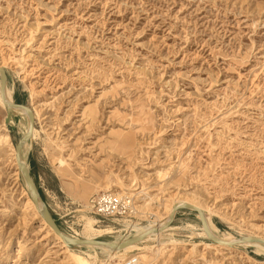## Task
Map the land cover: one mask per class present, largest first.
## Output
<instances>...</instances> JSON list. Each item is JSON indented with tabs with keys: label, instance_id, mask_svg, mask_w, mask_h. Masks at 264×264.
Listing matches in <instances>:
<instances>
[{
	"label": "rangeland",
	"instance_id": "obj_1",
	"mask_svg": "<svg viewBox=\"0 0 264 264\" xmlns=\"http://www.w3.org/2000/svg\"><path fill=\"white\" fill-rule=\"evenodd\" d=\"M0 66L34 113L22 158L65 235L90 220L91 239L119 241L187 201L223 239L264 238V0H0ZM4 117L0 99V264H71L29 206L27 120ZM102 192L131 214H93ZM214 244L181 209L129 252L72 249L89 264H264L254 245Z\"/></svg>",
	"mask_w": 264,
	"mask_h": 264
},
{
	"label": "water",
	"instance_id": "obj_2",
	"mask_svg": "<svg viewBox=\"0 0 264 264\" xmlns=\"http://www.w3.org/2000/svg\"><path fill=\"white\" fill-rule=\"evenodd\" d=\"M7 72L3 66H0V99L2 104L5 107V117L4 123L7 125L10 123L11 115L14 112V109H22L27 115L28 118V127L26 132L19 138V140L15 143V158L21 173V176L26 184L27 192L30 196V199L35 206L36 210L40 213L41 218L46 222L47 226L52 230L54 234H56L61 240L65 241L70 246H79L85 247L88 244L92 245H102L107 246L113 250H121L127 246L133 245L135 243H139L144 240V238L155 231L162 230L172 224L174 221L176 213L181 209H189L199 214V221L202 225V228L207 236V239L214 242V243H221L228 246H234L242 243H260L264 244V239L256 237V236H241L237 238L235 242H226L218 237H216L210 231L206 216L204 211L192 204L183 203V204H176L172 208V212L165 224V227L159 228H150L149 230L143 232L142 234L132 235L127 238L121 239L119 241H107V240H89L85 238H73L68 237L63 233V231L58 226L56 220L54 219L52 213L50 212L48 206L44 202L38 187L32 177L30 172L29 166L22 160V147L24 144L28 143L32 139L34 124H35V117L32 109L24 104L14 102L13 100H8L6 91H7Z\"/></svg>",
	"mask_w": 264,
	"mask_h": 264
},
{
	"label": "bare ground",
	"instance_id": "obj_3",
	"mask_svg": "<svg viewBox=\"0 0 264 264\" xmlns=\"http://www.w3.org/2000/svg\"><path fill=\"white\" fill-rule=\"evenodd\" d=\"M6 95H7V98H8V100H10L11 101V98H10V96L8 95V88H7V91H6ZM5 108V107H4ZM16 110H18V112L20 113V114H22L23 116H25V118H26V120H27V127H28V118H27V115H26V113L24 112V110H22V109H14V111H16ZM10 122H11V119H10ZM27 127L25 126V129H24V133L26 132V130H27ZM34 138V135H32V139ZM31 139V140H32ZM13 151H14V149H13ZM22 160H23V158H22ZM24 161V160H23ZM20 172V171H19ZM108 191L110 190V191H113L112 189H107ZM116 193V192H115ZM117 193H119V192H117ZM116 195V194H115ZM29 201H30V203H29V206H30V208H31V210L33 211V212H35V213H37V214H39L40 215V213L38 212V210H36V208H35V206L33 205V203H32V201H31V199H29ZM183 203H189V204H192V205H194V206H196V207H198V208H200V209H202L203 211H204V214H205V216H206V221H207V224H208V227H209V229H210V231L212 232V234H214L216 237H218V238H220V239H222V240H224V241H226V242H235L236 240H237V238L235 239V238H232V239H223L222 237H221V234L219 235L217 232H216V229L212 226V224H211V222H210V218H209V216L207 215V210L205 209V208H203V207H201L200 205H198V204H195V203H191V202H187V201H181L180 203H174V204H171V205H169L168 206V208H167V212H166V215L162 218V219H164L165 217H166V219L163 221V222H160L159 224H157V225H155V226H152V227H150V228H159V227H165V224H166V222H167V220H168V218H169V216H170V214H171V212H172V208H173V206L174 205H176V204H183ZM26 207V206H25ZM164 212V213H165ZM34 213V214H35ZM209 213V212H208ZM36 215V214H35ZM211 215V214H210ZM41 220H42V223H43V225L45 226V227H47L48 228V230L49 231H51V229L47 226V224H46V222L41 218ZM149 228V229H150ZM172 228V227H171ZM149 229H147V230H149ZM168 229H170V226H168V227H166V228H164V229H162V230H158V231H155V232H152V233H150V234H148L144 239L146 240V239H148L151 235H159L161 232H163V231H166V230H168ZM146 230V231H147ZM93 232H94V229H93V226H92V224H91V221L89 220L87 223H85V225H84V228H83V235L85 236L84 238L85 239H89V240H96V239H91V236H92V234H93ZM143 232H145V231H143ZM142 232V233H143ZM45 233H47V232H45ZM141 233V234H142ZM53 236L55 237V239L56 240H58V244H59V246H60V248H62V250H63V252L66 254V255H64L65 257H67V261H70L69 263H71V264H89L88 263V261L85 259V258H83V257H81L80 255H78V253H75L74 251H73V249H72V247L73 246H70V245H68L65 241H63V240H61L56 234H54L53 233ZM52 236V237H53ZM68 236V235H67ZM68 237H70V236H68ZM51 238V237H50ZM73 238H76V237H73ZM262 239H264V238H262ZM55 240V241H56ZM54 241V242H55ZM142 242V241H141ZM140 243V242H139ZM139 243H135V244H133V245H130V246H127V247H125L124 249H121V250H113V249H111V248H109V247H107V246H102V245H92V244H88L87 246L88 247H95V248H99V249H101V250H105V251H107V252H109V253H111V254H114V255H116V254H123V253H126V252H129L130 250H132L133 248H135V247H137L138 246V244ZM243 245H254V246H256V247H258L259 249H261V250H264V244H260V243H242ZM215 246H217V247H220V248H226V249H231L233 246H228V245H225V244H221V243H215L214 244ZM74 247H76V246H74ZM79 247V246H78ZM138 258V257H137ZM134 259V258H133ZM139 259V258H138ZM193 260H195V259H193ZM66 261V262H67ZM140 261H138V263H139Z\"/></svg>",
	"mask_w": 264,
	"mask_h": 264
},
{
	"label": "built area",
	"instance_id": "obj_4",
	"mask_svg": "<svg viewBox=\"0 0 264 264\" xmlns=\"http://www.w3.org/2000/svg\"><path fill=\"white\" fill-rule=\"evenodd\" d=\"M89 206L93 214L103 218L128 216L132 212L129 200L107 192H102L91 197L89 200ZM129 236L130 235L124 238ZM123 264H138V262L135 259H131Z\"/></svg>",
	"mask_w": 264,
	"mask_h": 264
},
{
	"label": "trees",
	"instance_id": "obj_5",
	"mask_svg": "<svg viewBox=\"0 0 264 264\" xmlns=\"http://www.w3.org/2000/svg\"><path fill=\"white\" fill-rule=\"evenodd\" d=\"M31 172V171H30Z\"/></svg>",
	"mask_w": 264,
	"mask_h": 264
}]
</instances>
